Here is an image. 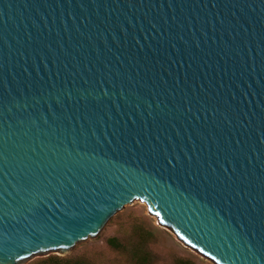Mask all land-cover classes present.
<instances>
[{"label":"water","instance_id":"95a60500","mask_svg":"<svg viewBox=\"0 0 264 264\" xmlns=\"http://www.w3.org/2000/svg\"><path fill=\"white\" fill-rule=\"evenodd\" d=\"M132 201L205 264H264V0H0V261Z\"/></svg>","mask_w":264,"mask_h":264},{"label":"rangeland","instance_id":"374dc122","mask_svg":"<svg viewBox=\"0 0 264 264\" xmlns=\"http://www.w3.org/2000/svg\"><path fill=\"white\" fill-rule=\"evenodd\" d=\"M115 237L122 244L120 250L107 245ZM56 254L34 257L27 264H36ZM59 257V256H58ZM66 257L81 258L86 264H136L145 257V264H205L191 255L157 219L148 214L147 208L132 201L116 213L90 242L86 240Z\"/></svg>","mask_w":264,"mask_h":264},{"label":"trees","instance_id":"16d2710c","mask_svg":"<svg viewBox=\"0 0 264 264\" xmlns=\"http://www.w3.org/2000/svg\"><path fill=\"white\" fill-rule=\"evenodd\" d=\"M106 242H107V245L112 249L120 250L122 248V244L115 237H111V238L107 239ZM36 264H86V263L81 258H68V257L52 256V257H48L46 259H43ZM136 264H145V257H142L141 261L137 260ZM179 264H192V263L189 261H182Z\"/></svg>","mask_w":264,"mask_h":264},{"label":"snow or ice","instance_id":"6c2138e0","mask_svg":"<svg viewBox=\"0 0 264 264\" xmlns=\"http://www.w3.org/2000/svg\"><path fill=\"white\" fill-rule=\"evenodd\" d=\"M2 237H3V233L0 232V245L3 244V239H2ZM261 246L264 247V241L261 242ZM18 255H19V253H18ZM260 260L264 261V256H261V257H260ZM0 264H3V262L0 261Z\"/></svg>","mask_w":264,"mask_h":264}]
</instances>
